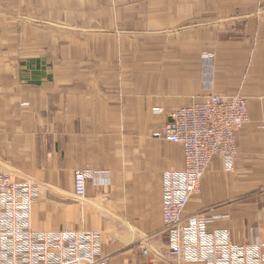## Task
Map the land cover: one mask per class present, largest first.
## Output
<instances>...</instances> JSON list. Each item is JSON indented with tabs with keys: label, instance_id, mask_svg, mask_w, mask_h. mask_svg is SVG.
<instances>
[{
	"label": "crops",
	"instance_id": "obj_1",
	"mask_svg": "<svg viewBox=\"0 0 264 264\" xmlns=\"http://www.w3.org/2000/svg\"><path fill=\"white\" fill-rule=\"evenodd\" d=\"M210 93L244 95L249 122L235 171L215 157L185 216L264 244V0H0V172L41 189L36 232L98 230L110 264H176L162 181L185 154L153 131ZM79 169L95 173L80 200Z\"/></svg>",
	"mask_w": 264,
	"mask_h": 264
},
{
	"label": "built area",
	"instance_id": "obj_2",
	"mask_svg": "<svg viewBox=\"0 0 264 264\" xmlns=\"http://www.w3.org/2000/svg\"><path fill=\"white\" fill-rule=\"evenodd\" d=\"M204 59L214 63L215 56L208 53ZM248 110L242 94L221 97L210 93L170 113L166 124L153 131L154 138L180 145L185 154L184 169L164 173L162 181L167 258L176 264H264L261 242L236 243L230 230L210 231L212 220L206 214L186 217L184 213L191 197L201 192L202 178L215 157L223 159L226 171H235L236 132L248 124ZM154 113L163 115L164 110L157 108ZM94 174L75 171L77 199L87 197V182ZM40 198L41 189L32 182L18 183L11 174L0 172V264H110L98 230L34 231L31 215ZM142 250L149 254L146 248Z\"/></svg>",
	"mask_w": 264,
	"mask_h": 264
},
{
	"label": "rangeland",
	"instance_id": "obj_3",
	"mask_svg": "<svg viewBox=\"0 0 264 264\" xmlns=\"http://www.w3.org/2000/svg\"><path fill=\"white\" fill-rule=\"evenodd\" d=\"M208 53H212V54H214V56H215L214 61H215V60H216V53H215L214 51L208 50V51H206V52L204 53V55H207Z\"/></svg>",
	"mask_w": 264,
	"mask_h": 264
}]
</instances>
